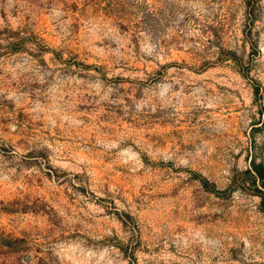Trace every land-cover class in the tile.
<instances>
[{
  "label": "rangeland",
  "instance_id": "1",
  "mask_svg": "<svg viewBox=\"0 0 264 264\" xmlns=\"http://www.w3.org/2000/svg\"><path fill=\"white\" fill-rule=\"evenodd\" d=\"M261 101L264 0H0V264H264Z\"/></svg>",
  "mask_w": 264,
  "mask_h": 264
},
{
  "label": "trees",
  "instance_id": "2",
  "mask_svg": "<svg viewBox=\"0 0 264 264\" xmlns=\"http://www.w3.org/2000/svg\"><path fill=\"white\" fill-rule=\"evenodd\" d=\"M254 96L256 101L262 99V95L260 94L259 87L254 88ZM259 114L263 117V120L260 127H264V105L263 101L259 103ZM259 127H254L256 131ZM254 146L253 149L249 152V160L250 166L248 169L239 172L236 174L228 189L224 191L218 190L217 186L214 183H211L207 178L200 176L199 181L202 187L217 196H227L226 194H230L234 191H242L248 193L250 195L259 197L261 199V206L264 210V149H258L256 146L255 140L253 141ZM259 151H258V150Z\"/></svg>",
  "mask_w": 264,
  "mask_h": 264
}]
</instances>
